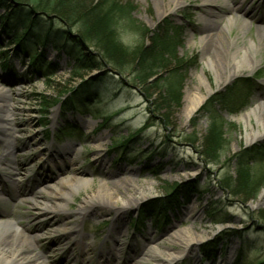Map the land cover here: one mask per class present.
Returning a JSON list of instances; mask_svg holds the SVG:
<instances>
[{
	"label": "rangeland",
	"instance_id": "rangeland-1",
	"mask_svg": "<svg viewBox=\"0 0 264 264\" xmlns=\"http://www.w3.org/2000/svg\"><path fill=\"white\" fill-rule=\"evenodd\" d=\"M98 4L107 19L95 16L103 24L95 33L132 71L76 73L82 58L0 7V224L30 236L27 254L45 264H170L155 250L179 254L174 264H264V136L248 143L242 118L264 102V49L248 51L254 71L230 75L235 52L264 43V0H90L77 16L92 23ZM217 51L220 80L208 64ZM84 81L97 86L81 109L63 90ZM209 89L187 116L191 94ZM74 178L88 185L48 209ZM175 185L196 191L174 208L144 211ZM175 232L194 238L183 253Z\"/></svg>",
	"mask_w": 264,
	"mask_h": 264
},
{
	"label": "trees",
	"instance_id": "trees-1",
	"mask_svg": "<svg viewBox=\"0 0 264 264\" xmlns=\"http://www.w3.org/2000/svg\"><path fill=\"white\" fill-rule=\"evenodd\" d=\"M20 4L14 6L11 0H0V7H5L8 9L6 14V18L11 20L14 24H20L24 26V28L35 31L40 35H48L53 36L54 39L60 41L63 46L72 54L73 56H79L84 60V63L77 66L76 73L82 69H91L94 66L96 67H104L107 64L111 65L113 69L116 71L130 70L132 65V60L115 57V48L109 47L104 42L102 37H99L94 29L93 25H99L102 27L101 18L104 20L107 19L106 15L101 14L103 9L101 5L98 4L95 8L98 9L99 12L94 14L98 16L101 14V18L95 17L93 19V24L88 23V16H77L76 10L79 6H85L89 4L90 0H16ZM68 2V3H67ZM76 4V5H75ZM68 8H67V6ZM71 6V8H70ZM100 7V8H99ZM73 8V10H72ZM90 18H93L91 15ZM95 20V22H94ZM110 25V24H108ZM105 38V37H104ZM86 46H93L96 50V53L92 54V52H85ZM144 51L141 52L143 54ZM140 54V55H141ZM145 51V55H146ZM137 59V57H135ZM128 61V63H127ZM130 61V63H129ZM152 66L150 67V69ZM154 68V67H153ZM139 72V71H136ZM139 79H142L140 75H138ZM142 82V81H141ZM146 82V79L143 80V83ZM96 83L90 81L82 82L78 87L71 88L68 90H63L64 94L67 92L70 93L71 96L70 104H77L81 109L85 106H88L87 103H79L81 97H84L86 93V89L88 90L90 87L93 89ZM97 86V85H96ZM84 89V90H83ZM83 91V92H82ZM69 98V97H68ZM46 102V101H45ZM60 100L58 98L50 100L47 104H45L44 112H47V106H53L58 104ZM63 106H65L67 102L66 99H63ZM77 109V111H81V109ZM74 109V108H73ZM137 132V131H136ZM135 132V133H136ZM69 135V134H68ZM224 185H229L228 180H222ZM186 187V186H185ZM184 187V191L181 190L178 185L174 187H170L167 189L165 196L162 198H158L151 202L150 206L144 209L145 212H149L151 209L158 210H168L170 208H174L181 204L180 194L184 192L185 194H189L190 191H196L195 189H187ZM237 195V194H235ZM144 214L142 213V216ZM262 218L264 219V213L262 214ZM264 221V220H263ZM209 254V253H208Z\"/></svg>",
	"mask_w": 264,
	"mask_h": 264
},
{
	"label": "bare ground",
	"instance_id": "bare-ground-1",
	"mask_svg": "<svg viewBox=\"0 0 264 264\" xmlns=\"http://www.w3.org/2000/svg\"><path fill=\"white\" fill-rule=\"evenodd\" d=\"M207 1L212 2L215 0H207ZM173 2L177 6V2L175 1ZM222 4L226 5L227 0H222ZM226 6L231 7L229 5H226ZM171 10L172 8L164 9L162 11V15L169 13ZM209 13L211 15H216V16L218 15L217 12L212 11V10H210ZM234 22H235V18L230 19L227 24V29L229 27L231 29L232 24ZM259 29L264 32L261 26H259ZM212 39H214L213 36L209 38V40H212ZM218 39H220L219 36H218ZM251 49L252 50L264 49V43H262V40L258 38L257 44H254V43L249 44L245 50L241 48L240 53L235 52L233 54V57L237 58L239 56L240 59L237 62L235 61V64L232 65L231 67L232 69L230 72L231 76L238 73L242 68H246L250 71H254L257 68L258 66L257 62L251 61L249 59L248 51H250ZM217 57H219L218 51L215 52V55L213 57H210L208 61V64L211 67H213L215 70L219 69V63L215 60V58ZM217 73H218L217 77H219L220 71L217 70ZM230 75L225 77V79L222 78L221 82L222 83L226 82L227 79L230 77ZM199 78H200V82L202 84H205L203 77H199ZM218 80H220V77L218 78ZM211 91L212 89H209L207 94H204L200 91L193 92L188 99V104L185 107L186 115L190 116L191 114H193L194 111L200 106V104L206 98V96L211 93ZM261 97H262L261 100L264 101V94ZM5 105H6L5 103H0L1 108H4ZM242 118L245 119L246 126L250 127L248 129L249 131H247V134H246V140L248 143H251L261 138L262 136H264V102L259 103L257 109H253V110L245 112L242 115ZM253 118H255L256 120L255 124L252 123ZM86 185H88V181H86L85 179L74 178L71 181H65V183H63L62 186H66L67 188L64 187L62 190L56 191L55 193L50 195L51 197L48 198L49 200H48V204L46 205V207L51 210L53 207H55V205L58 204V201L62 196L71 195L76 191L78 187L86 186ZM98 192L100 193L101 190H99ZM106 193L107 195H109L108 196L109 198L115 197L112 195L113 194L112 192L107 191ZM263 199H264V191L261 194L259 201H262ZM30 201L32 202L33 200H30ZM117 231H119L120 233V230L116 229L115 232L117 233ZM172 235L175 237L176 240H180L181 243L183 244L184 249L182 250V253L185 252V248H187L188 245L194 242V238L186 233L185 234L183 233L180 235V233L175 232ZM32 237L36 238V235ZM30 238H31L30 236H27L22 231H20L16 224H13V223L0 224V264H45V262L41 260L42 258L41 256H38L36 254H33V255L27 254L29 250L27 246L30 244L28 243V241L30 242ZM172 254L173 253L168 254L167 256H164L163 252H160L158 250L154 251L155 257L160 262H162V260H165L169 262L170 264H174V262L179 258V254L178 255H172ZM138 262L140 263L142 261L139 260Z\"/></svg>",
	"mask_w": 264,
	"mask_h": 264
},
{
	"label": "water",
	"instance_id": "water-1",
	"mask_svg": "<svg viewBox=\"0 0 264 264\" xmlns=\"http://www.w3.org/2000/svg\"><path fill=\"white\" fill-rule=\"evenodd\" d=\"M11 1H12V3H13L14 6H17L18 4H20L18 1H15V0H11ZM5 12H6V11H5ZM161 197H162V196H161ZM157 199H158V198H157ZM152 201H154V200H151V201L147 202V203L145 204V207L148 208V207L150 206V204H151Z\"/></svg>",
	"mask_w": 264,
	"mask_h": 264
}]
</instances>
